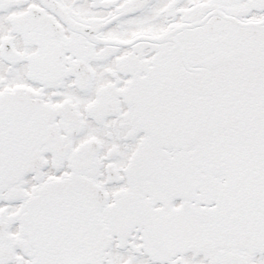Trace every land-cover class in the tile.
Masks as SVG:
<instances>
[{
	"label": "snow or ice",
	"instance_id": "6c2138e0",
	"mask_svg": "<svg viewBox=\"0 0 264 264\" xmlns=\"http://www.w3.org/2000/svg\"><path fill=\"white\" fill-rule=\"evenodd\" d=\"M0 264H264V0H0Z\"/></svg>",
	"mask_w": 264,
	"mask_h": 264
}]
</instances>
